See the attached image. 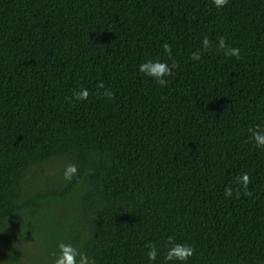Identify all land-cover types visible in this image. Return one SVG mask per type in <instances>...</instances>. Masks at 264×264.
<instances>
[{
	"label": "trees",
	"instance_id": "trees-1",
	"mask_svg": "<svg viewBox=\"0 0 264 264\" xmlns=\"http://www.w3.org/2000/svg\"><path fill=\"white\" fill-rule=\"evenodd\" d=\"M150 59L179 65L165 87L138 70ZM81 88L86 101L73 99ZM256 125L264 0H0V235L26 220L16 237H35L44 259L64 242L95 264H164L172 236L194 246L188 264H264ZM53 162L58 179L34 185L30 174ZM242 172L252 194L225 197Z\"/></svg>",
	"mask_w": 264,
	"mask_h": 264
},
{
	"label": "clouds",
	"instance_id": "clouds-1",
	"mask_svg": "<svg viewBox=\"0 0 264 264\" xmlns=\"http://www.w3.org/2000/svg\"><path fill=\"white\" fill-rule=\"evenodd\" d=\"M211 3L217 9L224 8L229 0H211ZM202 48L207 51L211 48L212 41L208 36H204L202 41ZM163 52L167 54L168 58H172V46L165 42L161 45ZM216 47L223 52L226 57H234L239 59L241 56V50L236 47L230 46L224 37L218 39ZM201 52L197 51L192 54L193 60L200 59ZM179 65L177 63L169 64L166 60H146L139 65V71L144 73L146 76L155 80L161 87H165L168 83L166 77H171L173 70ZM98 88L104 89L102 95L104 97L111 98L113 93L111 89L105 88L101 82ZM89 91L81 88L79 91L73 94V99L77 101H86L89 98ZM251 132L250 139L254 141L255 146L259 149L264 150V130H261L259 125H256L254 129L249 130ZM78 168L75 164H68L64 170L63 178L67 181H71L76 176ZM237 187L234 189L231 186L225 187L224 196L231 198L235 192L237 199L240 198L241 192L244 196H250L252 193L248 190L249 185L252 183V177L247 172H242L235 180ZM147 257L149 261H155L160 255L159 249L155 244L147 245ZM59 255L55 256L54 264H95V259L90 258L86 253L71 243L61 242L58 245ZM194 246L187 243H177L175 238L170 236L167 239L166 251L164 252V264H188L191 258L195 255Z\"/></svg>",
	"mask_w": 264,
	"mask_h": 264
},
{
	"label": "rangeland",
	"instance_id": "rangeland-1",
	"mask_svg": "<svg viewBox=\"0 0 264 264\" xmlns=\"http://www.w3.org/2000/svg\"><path fill=\"white\" fill-rule=\"evenodd\" d=\"M64 168L61 162H53L45 167H38L30 174V179L35 185L42 179L45 183L55 182L60 171ZM33 185L28 186L33 190ZM26 220H22L21 226H26ZM21 226L11 223L2 231L0 235V264H54V261L42 258V246L36 238L26 232L21 237H16L21 230ZM22 227V228H24ZM15 239V240H14ZM6 260H10L9 263Z\"/></svg>",
	"mask_w": 264,
	"mask_h": 264
}]
</instances>
